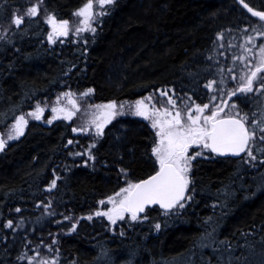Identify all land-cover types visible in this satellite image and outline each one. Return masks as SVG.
I'll use <instances>...</instances> for the list:
<instances>
[{
    "label": "trees",
    "instance_id": "trees-1",
    "mask_svg": "<svg viewBox=\"0 0 264 264\" xmlns=\"http://www.w3.org/2000/svg\"><path fill=\"white\" fill-rule=\"evenodd\" d=\"M242 1L264 12V0ZM84 3L0 0V137L21 115L27 120L23 135L0 151V264H37L43 255L46 264H107L98 261L105 249L126 255V264H189L219 226L228 253L264 238V154L246 165L247 154L196 162L189 190L195 195L178 221H165L154 208L144 215L149 225L123 224L124 236L112 237L96 214L127 182L159 169L155 128L132 105L157 88L204 102L206 85L216 79L210 73L227 69L219 64L223 39L251 34L264 21L236 0H114L92 38L50 40L40 19L68 21L76 32L81 17L74 13ZM34 6L40 18L26 15ZM17 17H23L19 27ZM89 90L95 94L83 95ZM81 99H115L121 113L93 136L90 111L75 106ZM258 99L264 104V90ZM60 100L74 105L70 119L67 110L51 118ZM37 105L40 119L29 115Z\"/></svg>",
    "mask_w": 264,
    "mask_h": 264
},
{
    "label": "snow or ice",
    "instance_id": "snow-or-ice-1",
    "mask_svg": "<svg viewBox=\"0 0 264 264\" xmlns=\"http://www.w3.org/2000/svg\"><path fill=\"white\" fill-rule=\"evenodd\" d=\"M113 2L114 0H96V6L102 9L105 5L112 4ZM244 6L247 7L246 4ZM248 10L252 12V9L249 8ZM37 13L38 8L34 6L27 10L26 15L35 16ZM100 14L99 11H94L93 0H85L84 5L74 13V15L83 18V24L85 25L84 28H78L77 32L85 30L95 31V29L91 27L90 22L94 16ZM252 15L258 16L264 21V13L252 12ZM14 23L19 27V25L23 23V17H17ZM48 23L53 26V35L49 36L50 40H52L54 36H66L68 34V21H61L58 23L54 16H49ZM260 51V64L250 73L245 85L240 88L241 92H252L253 80L257 78V73L264 72V46L261 47ZM212 83L206 85V87H211ZM260 87L264 88V84ZM90 92L91 90L83 93V95H89ZM161 95H167V93L163 92ZM70 102L75 104L74 101ZM168 103H171L173 108H175V103L170 98ZM96 107L97 109H105L103 113L91 121L97 129V133L102 135L104 124L110 122L111 118L116 115L115 110L117 105L115 103H110L108 105H97ZM135 108L136 115L142 116L145 119H150L151 116L157 117L153 120L152 127L159 129L157 135L160 137V140L159 144L152 149V154L159 162V170L155 175L143 182L135 184L130 183L127 187L123 188L121 192L117 193V195L121 197L118 202L114 197L109 198L107 202L113 205L110 212L96 213L97 215L107 216L113 224L116 223L117 219H124L125 213H130L131 219L136 220L138 218V213L143 212L147 205L159 204L162 208L170 209L178 201L183 200L184 191L189 183L187 173L191 169V162L195 160L197 156L203 155L202 151H196L189 155V149L193 146L198 149H209L220 155L229 153L232 155H240L242 152H247V155L252 156V152L248 149V145L249 141L254 137L256 129L250 132L245 126L243 119L233 117L227 119L219 118V108L210 115L203 116L208 105H197L194 109L197 115L193 116L192 111H188L186 114L187 122L183 121L180 111H176L173 115L168 109H165L163 112L155 110V106L153 105L154 111L149 113L148 107L143 100L138 101ZM43 111L44 110L37 105V111L29 115L35 119H40L39 113ZM52 111L63 112L64 110L53 108ZM72 115L73 113L68 112L64 118L70 119ZM26 125L27 120L21 115L13 125L12 134L8 136V139H15L23 135V128ZM73 131H75V129H73ZM259 131L264 132V127H260ZM261 139L264 140V136H262ZM5 143V140L0 139V151L3 150ZM68 143H72V141ZM91 158L92 157H90V159ZM253 159H255V157H253ZM52 187H55V180L52 182ZM101 203L103 204L104 201H101ZM180 206L183 207V204ZM17 211H19V209H17ZM7 227H12L11 222L8 223ZM157 227H159V225H157ZM73 230L75 229L73 228Z\"/></svg>",
    "mask_w": 264,
    "mask_h": 264
},
{
    "label": "rangeland",
    "instance_id": "rangeland-1",
    "mask_svg": "<svg viewBox=\"0 0 264 264\" xmlns=\"http://www.w3.org/2000/svg\"><path fill=\"white\" fill-rule=\"evenodd\" d=\"M104 8L99 9L97 8V6H95L94 11H99L101 14L94 16L90 22L91 24L96 22L101 17V15H103ZM38 17L39 18L41 17V13L39 11L38 14L34 16V18H38ZM40 20L44 21V24H46L49 27L51 33L52 27L50 26V23H48V17H45L44 19H40ZM259 26H260L259 30L254 28L251 34L241 32L240 35L238 33L237 36H234L237 34L236 32H234L232 36L223 39V43L225 45L223 46L222 43L219 49L221 52L220 53L221 60L219 64L224 66V68L226 67L227 69L221 70L219 73H210L212 76L216 77V79L215 81H213L214 83H212L211 87H206L207 92L204 89L206 94V100H208L209 103H211L214 106L213 112L216 111L217 108L220 109L219 118L225 116H230V117L242 116L243 115L241 113L242 111L247 112L244 110V105L250 103L251 105L249 106L250 110L247 112V114L244 115V117L248 122L251 131L253 129H256V132L254 137L252 138L251 147L249 149L252 152V156L246 155L245 158H243L244 160L243 165H246L248 162L259 159L264 154V152L262 151V149H264V140L261 139V137L264 136V132L259 131L260 127H264V104H262V101H259L261 99H258L260 89L264 90V88L259 87V85L264 84V79H262L264 78V72L257 73V78L253 80L252 92L240 91V88L245 85L246 80L250 75V73L255 70V67L257 65L260 64V56H261L260 49L262 46H264V34H262L264 33V27H262L264 26V24ZM84 27L85 25L83 24V18L81 17L78 28H84ZM51 35L53 34L51 33ZM55 38L56 37L54 36L53 40ZM163 92H167V89H165V91ZM163 92H158L155 94H151L149 96L155 100L154 103L159 105L158 108L161 112H163L165 109H168L172 113H175L177 110H182L184 107L188 106L189 104L191 105L190 108L182 111L181 117L183 121L187 120L186 114L188 111H192V115H193V110L195 109V107L197 105H200L199 101L193 102L191 98L189 97L187 98V96L180 97V99L177 100L173 99L174 97H176V93L174 91H172L174 96H172L171 93L167 95H161V93ZM169 98L175 103V108H173L171 103H168ZM144 99L142 100L144 101L145 105L150 103L149 101ZM136 103L137 102H135L131 107V110L133 111L134 114L136 113V108H135ZM88 104L89 103L81 99L77 102L75 106L81 107L83 109H88L90 111L89 117L91 118V120H93L94 118H96L105 111L94 107H90ZM216 105L218 106L216 107ZM56 106L60 107L63 110H67L68 112L71 113L73 112L72 109L74 105L67 103L64 100L58 101V104H56ZM115 111H116V115L121 113V106L118 105ZM59 114H60L59 112H52L51 118L57 117L59 116ZM156 118L157 117L155 116V119ZM16 121L10 127H13ZM152 122L153 121L149 122L150 125L152 124ZM108 124L109 122L105 123L103 129ZM89 129L92 131L93 136L94 134L98 135L97 129L94 124L91 123ZM158 130H159L158 128H155V132H156L155 146L159 144V140H160V137L157 135ZM10 134H12V132L7 134L6 136L2 135V138L0 137V139L6 140L7 142L9 141L8 136ZM12 140L14 139H10V141ZM253 157H255V159H253ZM157 163L159 166L158 161ZM192 163L193 161L191 162V169L187 173L190 186H191L190 181L192 180L191 178ZM251 169L254 170L256 168L252 167ZM130 183L131 182H127L125 187H127ZM191 183L193 182L191 181ZM121 190L119 192H121ZM117 193L110 198L114 197L115 200L118 202L121 197L118 196ZM194 195L195 194L194 193L192 194V192L188 195L186 201L181 203L183 204V207H181L180 206L181 204H179L175 207L173 211L169 213L162 212V215L166 218L165 221L167 222L178 221L185 207L190 205V203L192 202L191 199L194 197ZM108 200L104 201L103 204L102 203L100 204L98 212L103 213V212L111 211L113 205L108 203L107 202ZM98 217L102 218L103 221L106 223L105 226L106 231H104L103 233L104 234L108 233L112 237L124 236L123 224L132 225V226L139 225V228H143L145 225H149L147 224L149 223V219L146 216L142 218H137L136 220H132L131 214L129 213L124 214V219L122 220L117 219L115 224H113L112 221L109 220L108 217L105 215H98ZM222 217L226 218L228 217V215L224 214L222 215ZM219 230H221L220 226L216 232L211 234V244L207 246L204 245L203 246L204 250H202V252L200 251L201 253L196 252L193 258H191L190 260L191 263L189 264H264V238L256 237L254 241L255 244H252L251 246L249 244H247L246 246L245 244H242L241 249L239 250L240 254L236 253L237 250L232 253H228L225 250L223 243L218 240ZM257 250H261V252L256 254ZM30 259H32V256H30ZM126 259H127L126 255L124 254L118 257H114L113 255L111 256V254L107 249L103 250V252H100V256L98 257V261L100 263H107V264H126L127 262ZM146 259H149V257L148 256L147 258L145 257L144 261H146ZM224 259H226L227 261L224 262ZM39 262L46 264V259L44 258V255L40 261L39 260L37 261V264H39ZM136 262L137 260H135L133 264H136ZM56 264L58 263L56 262ZM160 264H166V263L162 262ZM170 264H177V262L173 261V263Z\"/></svg>",
    "mask_w": 264,
    "mask_h": 264
},
{
    "label": "flooded vegetation",
    "instance_id": "flooded-vegetation-1",
    "mask_svg": "<svg viewBox=\"0 0 264 264\" xmlns=\"http://www.w3.org/2000/svg\"><path fill=\"white\" fill-rule=\"evenodd\" d=\"M57 21V20H56ZM58 23H59V21H57ZM22 24V23H21ZM50 26L52 27V30H51V33L53 34V26L50 24ZM101 26V22H94V23H92L91 24V27L92 28H94L95 29V31H91V30H85V31H80V32H75V30H73V32H71L70 31V29H69V27H68V34L66 35V36H55L56 38L54 39V40H56V42H57V44H66V43H68V42H73V38H75V39H77V37L79 36V35H84V37H87L88 36V38H86V39H84L85 41H87L89 38H92V36H95L96 34H97V32H98V28ZM77 46V44H76V42H75V44L73 43V44H71V46L70 47H76ZM172 91H174V90H171V89H169V91H167L166 93L167 94H169V93H171V95L172 96H174L173 95V93H172ZM93 94H95V91L93 90V91H91ZM158 92H161V90L160 89H156V90H152V93L151 94H155V93H158ZM150 98V99H149ZM149 98H146L145 100H147V101H149L150 103H148L146 106L148 107V111H149V113H152L153 111H154V109H153V105L155 106V110H159V108H158V105L156 104V103H154L155 102V100L152 98V97H149ZM173 99H176L177 100V98L176 97H174ZM142 99H140L139 101H141ZM85 102H87V103H89L88 105L90 106V107H94V108H97L96 106L97 105H108V104H110V103H115L116 105H117V107H118V105H120L119 103H118V101L117 100H115V99H113V100H92V101H86V100H84ZM152 101V102H151ZM138 102V101H137ZM137 104V103H136ZM204 105H208V108L205 110V112L203 113V116H207V115H210L212 112H213V110H214V106L211 104V103H209V101L208 100H205L204 102H200V106H204ZM242 105H244V104H242ZM190 104L188 105V106H186V107H184L182 110H177V111H180V113H182V111L183 110H186V109H188V108H190ZM218 105H216V107H217ZM249 106H251L250 105V103H247V105H244V110L245 111H249L250 110V108H249ZM100 110H105V109H103V108H101ZM160 111V110H159ZM247 112H241L243 115L242 116H239V117H237V116H234V117H236V118H238V119H243V121L245 122V124H246V126L248 127V129H249V131L251 132V129H250V127L248 126V122L246 121V119H245V117H244V115L245 114H247ZM136 114V113H135ZM175 113H173V115H174ZM195 115H197V113L195 112V110H193V116H195ZM137 116H139V115H137ZM116 117V115H114L112 118H111V121L109 122V123H111L113 120H115L114 118ZM140 117H142V116H140ZM225 117H230V116H225ZM225 117H221V118H225ZM155 119V116H151V118L150 119H145L144 117H143V121H147V122H151V121H153ZM202 119H203V117H202ZM184 122H187V120L186 121H184ZM196 151H202V153H203V155H201V156H197L196 157V159L195 160H193V163H192V170H191V178H192V181H193V168H194V165H195V163L196 162H198V161H201V160H203V161H213V160H216V159H226V158H219V157H217V156H215V154L212 152V151H210L209 149H198V148H196L195 146H193L192 148H190L189 149V155H191L193 152H196ZM153 157H154V155H153ZM155 158V157H154ZM156 163H157V161H156ZM157 166H158V163H157ZM190 184H192L191 183V181H190Z\"/></svg>",
    "mask_w": 264,
    "mask_h": 264
},
{
    "label": "water",
    "instance_id": "water-1",
    "mask_svg": "<svg viewBox=\"0 0 264 264\" xmlns=\"http://www.w3.org/2000/svg\"><path fill=\"white\" fill-rule=\"evenodd\" d=\"M236 1H237V3H238L239 5H241V7H243V8L245 9V11H246L250 16H252V17H254V18H256V19L261 20L260 17L252 15V12H261V11H257V10H255V9L249 7L247 4H246L247 7H245V6H244L245 3H244L242 0H236ZM249 8L252 9V12H250V11L248 10ZM261 13H264V12H261ZM223 119H227V118H223ZM249 142H250V141H249ZM248 146H249V145H248ZM245 153H246V152H242L240 155H232L231 153H229V154H225V155H220V154L214 152V154H215L216 156L221 157V158H223V157L241 158L242 156H244ZM158 170H159V169H158ZM158 170H157V171H158ZM157 171H156V172H157ZM156 172H155L154 174L148 176L147 178L138 181L137 183L143 182L144 180L150 178L151 176L155 175ZM187 190H188V187H187V188L185 189V191H184V199L178 201V202H177L173 207H171L170 209L162 208L159 204L147 205V206L145 207V210H144L143 212L138 213V217H141V216L145 213V211H146L147 209H153V208H158V209H160V210H162V211H164V212H170V211H171V210H172L177 204H179L180 202H182V201L185 200L186 195H187Z\"/></svg>",
    "mask_w": 264,
    "mask_h": 264
},
{
    "label": "bare ground",
    "instance_id": "bare-ground-1",
    "mask_svg": "<svg viewBox=\"0 0 264 264\" xmlns=\"http://www.w3.org/2000/svg\"><path fill=\"white\" fill-rule=\"evenodd\" d=\"M69 93H70V92H69ZM139 97H140V96H139ZM125 102H126V101H125ZM125 102H124V103H125ZM131 102H132V101H131ZM77 133H78V132H77ZM80 134H81V133H80ZM217 157H218V156H217ZM242 157H243V156H242ZM242 157H241V158H242ZM219 158H221V157H219ZM223 158H231V157H223ZM234 159H239V158H234ZM153 209H154V208H153ZM157 209H158V208H157ZM148 210H151V209H148ZM159 210H160V209H159Z\"/></svg>",
    "mask_w": 264,
    "mask_h": 264
}]
</instances>
